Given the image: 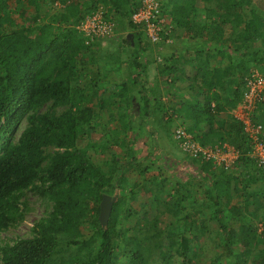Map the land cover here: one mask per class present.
<instances>
[{"label":"trees","instance_id":"1","mask_svg":"<svg viewBox=\"0 0 264 264\" xmlns=\"http://www.w3.org/2000/svg\"><path fill=\"white\" fill-rule=\"evenodd\" d=\"M42 1L0 0V233L22 216L26 191L49 204L29 235L0 243V264H191L197 255L194 242L199 243L203 224L213 220L222 233V251L211 264H222L224 258V264H264V170L247 156L249 140L242 123L230 113L219 118L222 109L232 111L240 102L244 77L252 69L264 74V8L256 7L254 0H159V17L168 18L165 27H170L164 39H175L170 44L150 42L131 21L139 0H55L60 10L41 15ZM98 6L105 8L104 18L115 24L116 34L124 35L110 38L116 48L103 57L101 39L86 43L75 27ZM29 9L41 17L40 23L10 27L6 16L14 12L29 20L34 18L26 16ZM158 18L151 20L157 24ZM180 38L198 40L196 46L178 50ZM190 50L194 60L185 57ZM211 51L224 62L207 65L200 55L212 58ZM124 52H129L128 59L121 58ZM99 59L127 65L125 78L108 93L95 79L90 86L74 83ZM153 63L162 83L172 89L185 77L183 66L196 69L188 99L171 103V110L159 98L160 89L146 80ZM97 69L106 79L113 71L110 78L116 79L113 65ZM179 110L188 113L191 124L176 114ZM133 112L139 113L135 119ZM104 113L109 115L105 123ZM263 113L264 91L252 114L264 126ZM109 123L115 126L108 128ZM136 124L139 130L150 124L154 130L163 128L150 131L158 150L159 140L173 139L172 128L182 126L202 146L226 143L238 156L224 169L181 151L185 159L180 158H189L196 167L185 172V178L165 176L158 172L164 163L149 160L153 148L137 156L133 143L141 136L133 132ZM99 126L107 137L93 139ZM82 135L88 137L84 145L79 144ZM96 149L109 150L110 159L96 161ZM134 168L151 185L146 192L159 214L172 221L174 211L183 212L176 232H165L161 219L151 220L146 210L139 215L132 205L137 190L125 192V187L126 173ZM201 186L203 198L195 204ZM103 194L117 197L106 226L98 219ZM234 196L239 199L231 205ZM206 209L208 218L203 215ZM193 214H200L199 227ZM131 217L133 226L126 223ZM165 233L171 236L169 244L164 243Z\"/></svg>","mask_w":264,"mask_h":264},{"label":"rangeland","instance_id":"2","mask_svg":"<svg viewBox=\"0 0 264 264\" xmlns=\"http://www.w3.org/2000/svg\"><path fill=\"white\" fill-rule=\"evenodd\" d=\"M254 4L259 9L264 8V0H254ZM60 8H61L60 5L56 4L55 0H45V1H42V3H41L40 14L42 15L46 11H50V12H52V14H56V12H58L60 10ZM26 16H29V18L30 17H34V18H30L29 20L25 19V18L21 19L17 13L11 12L10 16H6V19L9 20L10 27H12V28H15V26H17V25L34 24L35 21L38 23L41 22V21H37L38 19L41 20V17H37V16L33 15L31 9H29L26 12ZM50 16H51V13L45 19V22L49 21ZM120 36L122 38V36H124V35L121 34ZM183 40H185V39L180 38L177 42H182ZM116 45H117V43L111 41L110 38L101 40L99 54L103 57L104 53L114 51L116 48ZM177 48H180V46L178 45ZM190 55L192 56L193 54H190ZM203 55H206L205 57H206V60L208 62H210V63L212 62V64H215V61L213 59H211L210 57H207L208 55L206 53H204ZM128 56H129V52H124L121 58L125 60V59L129 58ZM219 58H220V56H219ZM220 59H221L220 63H222L224 58L222 57ZM102 64L107 65L108 68H110L111 65L114 66L116 73H117L116 74L117 76L115 75L116 79L110 78L113 71L108 73L107 76H109V78H107V79L105 78V76L103 75L104 72L99 71L97 69V68H100V66H102ZM152 66L149 67L150 75H153V70L155 69V67L154 66L152 67ZM125 69H127V65L125 64V61L123 62L122 65H120V61L119 62H111V60H106V59L100 60L99 59V60H96L95 64L86 67L84 73L80 77H77L74 80V83L79 84L81 86H90L91 80L95 79L98 83L97 84L98 88H105L107 90V93H108V91L111 92L113 90L112 89L113 84H116L117 81L125 78ZM131 72H133V71H131ZM192 76H193V74L190 73L189 78H191ZM129 78H131V77H129ZM151 79H152V76H151ZM107 93H105V95ZM176 96H177V99L178 98H180L181 100H183V99L187 100L188 99V96H184V95L181 96L180 93L176 94ZM138 97H139V95H137V98ZM161 97H162V94L159 96V98L161 99ZM116 98H118V97H116ZM152 103L154 104L155 102H152ZM152 103H151V106H153ZM262 117H263V119L262 118H260V119H262L264 121V113H263ZM106 121L107 120L105 117L102 120V122L105 123ZM145 121L149 122L150 120L146 119ZM24 125H25V122H22V126H24ZM114 126H115L114 123L108 124V128L109 127L111 128ZM157 128L160 129L162 132L164 131L163 128H160V127H157ZM154 129H155L154 126H152L151 124L144 126L142 129H140L141 131L139 130L137 124L134 126L133 132L136 133L135 135L141 136V138L135 139V141L133 143L137 156L140 157L139 154L148 153L147 150H149L150 148H153L155 155H151L149 160L154 159V160H159L160 162L164 163V167H162V169H160V171H158V172H162L163 175L169 176V177H173V175H177V176H180L183 178L185 175V172H187V171L191 172L193 167L191 165H189V163L183 164L181 161L175 162V160H178V159H169L164 154V150L162 149V147L159 150H158V148L155 149V144L152 141L153 137L150 135V133H151L150 131H158V129H156V130H154ZM20 131H21V128L14 133L15 136L18 137L20 134ZM105 133L106 132L103 130V128L99 126L96 128V134H95L96 136H94L93 139H98V138H100V136H105V138H106L107 136ZM158 133L159 132H157V136H158ZM118 135L123 136L122 133L118 134ZM127 137L130 140L133 139L132 134H129V136H127ZM166 139H167L166 141L159 140L161 145H163L164 147H167V149H168L167 151H170V153L172 155H175L176 158H178V157L180 158L181 156H183L181 158L185 159V156L182 155V152L179 149L175 140H173L171 137H168ZM87 141H88V137L86 135H82L80 138L79 144L84 145ZM115 149L117 151H119L118 152L119 155L123 156V152H122V150H120V148L117 147ZM167 151H165V152H167ZM94 158L98 162L105 161V160L108 161L110 159V151L109 150L96 149V150H94ZM187 159H189V158H187ZM144 164H146V161H144ZM126 176L128 178L126 180L128 185L125 187V192H129V190L131 188H134L137 190L136 197H135V199L132 200L131 203L134 206V208L136 209V211L138 212V214L143 215L144 210H146L148 212V215H149L151 220H154L155 218H159L162 220L161 225L163 227L164 226L166 227L165 232H167V230L170 232H173V233L176 232L178 229L177 228L178 227L177 220L183 219V215H184L183 212H181L179 210L174 211L173 215H174L175 221L174 220L170 221L171 220L170 216H168L166 214H163V215L159 214L158 206L156 205V202L154 201V199L151 195L147 194L146 189L147 188L152 189V187L150 184H148L146 181L143 180L144 175H141L139 173V171L136 168H134V169H129V171L126 173ZM169 179H172V178H169ZM158 180H159L158 183L160 184L161 180L160 179H158ZM138 182H140L139 186H135V184ZM257 187H259V185H257ZM202 188L203 187L201 186L200 189L198 190L197 194H195V195H197L196 196L197 200H196L195 204H199V201H201V199L203 198ZM230 190H232V185H230ZM230 193L233 194L232 192H230ZM114 195L116 196V194H114ZM238 199H239V197L234 196L233 198H231L230 204L232 205V204L237 203ZM260 199H263V197H260ZM21 201H22L21 203L23 204L22 216L20 218H17L16 225H13L10 228H8L6 231L0 233V243H2L3 241H6L8 239H15L16 237H24V236L29 235V230H30L33 222L35 220H37L38 218H40L41 216L45 215V211L49 207L48 202H46L44 199H42L38 193L33 192L31 190L25 192L24 196L21 198ZM21 207H22V205H21ZM194 207H196V205ZM193 215H194L193 219L197 222V225L199 227L198 220L200 219V214H193ZM203 215H205V218H208L209 217V210L208 209L204 210ZM126 223L129 224L130 226H133V224L135 223V217L129 218V220H127ZM232 225L235 227L236 223H232ZM202 228H204V229L201 230L202 235L199 239V243L194 242L195 243V252H197V255L192 258L191 264H211V260L222 251V248H221L222 233L219 230V226H218L217 221L213 220V221H210L207 223L205 222L203 224ZM260 228H261V226H260ZM139 233L140 232L137 230L134 231V234L140 235ZM163 237H164V243L169 244V240H170L171 236L168 233H165ZM175 257H176L175 258L176 261H181L180 257H178V256H175ZM225 260H226L225 258L222 259L221 263L224 264Z\"/></svg>","mask_w":264,"mask_h":264},{"label":"built area","instance_id":"3","mask_svg":"<svg viewBox=\"0 0 264 264\" xmlns=\"http://www.w3.org/2000/svg\"><path fill=\"white\" fill-rule=\"evenodd\" d=\"M104 13L105 8L98 6L95 12L85 15L75 26L86 38V43L95 39L111 38L116 34L115 24L105 20ZM160 14L159 0H139V6L131 15V21L142 27L140 29L146 33L150 42L170 43L171 37L164 39V35L170 32V27H165L169 20L160 18ZM156 18H158L157 24L151 20ZM263 91L264 74L257 69H252L244 77L241 100L232 113L234 118L244 126V132L249 140L247 156L252 158L262 170H264V126L260 120L253 118L252 114ZM211 106L214 107V103ZM172 133L181 151L193 158L201 157L206 161L211 160L215 166L229 169L238 156L237 150L226 143L202 146L182 126L174 127Z\"/></svg>","mask_w":264,"mask_h":264},{"label":"crops","instance_id":"4","mask_svg":"<svg viewBox=\"0 0 264 264\" xmlns=\"http://www.w3.org/2000/svg\"><path fill=\"white\" fill-rule=\"evenodd\" d=\"M87 2H89V0H86ZM80 3V4H79ZM77 4V6L78 5H80V7L82 6L81 5V2H77L76 3ZM118 35H120L119 33H117L116 34V36L118 37ZM197 40H198V38H196L195 40H188L189 41V43H188V41L185 39V40H183L182 42H177V44H176V47L179 45L180 46V48H178V50H180L183 46H186V45H191V46H196V42H197ZM174 41H175V39H173L172 40V42H170V44H172V43H174ZM165 46H167V45H165ZM174 46H175V44H174ZM174 46H172L173 48H174ZM168 47V46H167ZM166 47V48H167ZM167 49H169V47L167 48ZM178 50H176V51H178ZM212 52V51H211ZM190 54H193L192 56L190 55ZM212 54H214L213 56H212V58L211 59H213L214 61H215V64H212V62L210 63V62H208L207 60H206V55H200V58H203V60L206 62V64L207 65H213V66H216L217 64H219L220 63V58H219V55H217V53H216V51H214V52H212ZM185 57L186 58H190V59H193L194 60V53H193V50H190L189 52H185ZM190 55V56H189ZM227 57H225V65H227V59H226ZM210 59V60H211ZM223 62H224V59H223ZM154 66L155 67V69L153 70V75H150V70H149V68H148V71H147V73H148V77H147V82H148V84L149 85H154V86H157L158 87V89H160V92H161V94H162V100H164V103H165V105H166V108L167 109H172V105H177V104H181V102H182V100L180 99V98H178L177 99V96H176V94H178V93H180L181 94V96L182 95H184V96H188V88H189V82L191 81V80H193V79H195V75H196V69L192 66V65H185V66H183V69H184V79L183 80H180L177 84H176V86H175V88L174 89H172V88H170L169 86H165L164 85V83H162V77H160V76H158V74H157V68H156V64L155 63H153V64H151V65H149V67H151V66ZM152 66V67H153ZM192 73L193 74V76L191 77V78H189V75H190V73ZM151 76H152V79H151ZM168 88V90H170V91H167L166 89ZM169 101V102H168ZM171 103H172V105H171ZM135 105H137L136 106V108L137 109H139V104H135ZM170 109V110H171ZM234 110V109H233ZM233 110L232 111H228L227 109H222L221 111H220V113H219V118H225L226 117V115L228 114V113H230V114H232L233 113ZM169 113H171V111H169ZM177 115H183V116H185L186 118H187V123H192L191 122V119H189L187 116H188V113L187 112H185L184 110L182 111V110H179L177 113H176ZM106 115V116H105ZM133 119H135V118H137L138 116H139V113L137 112V113H134L133 112ZM106 117V119H108L109 118V115L108 114H105L104 113V118ZM150 118V117H149ZM161 139V138H160ZM167 139L166 138H164L163 139V141H166ZM162 149L164 150V154L169 158V159H178V158H175V155H172L171 153H170V151H167L168 149H167V147H164L163 145H162ZM165 151H167V152H165ZM180 159V158H179ZM175 160V162H179V161H181L183 164H186V163H189V165H191L192 167H196V162H193L192 160H190V159H187V157H186V160Z\"/></svg>","mask_w":264,"mask_h":264},{"label":"water","instance_id":"5","mask_svg":"<svg viewBox=\"0 0 264 264\" xmlns=\"http://www.w3.org/2000/svg\"><path fill=\"white\" fill-rule=\"evenodd\" d=\"M130 36L131 34H128V37ZM116 199L117 197L115 195L103 194L100 201V211L98 215L99 222L102 226L107 225L113 203L116 201Z\"/></svg>","mask_w":264,"mask_h":264},{"label":"clouds","instance_id":"6","mask_svg":"<svg viewBox=\"0 0 264 264\" xmlns=\"http://www.w3.org/2000/svg\"><path fill=\"white\" fill-rule=\"evenodd\" d=\"M58 4H59V3H58ZM111 38H112V37H111ZM108 39H109V38H108ZM101 40H102V39H101ZM103 40H104V39H103ZM237 105H238V104H237ZM234 109H235V108H234ZM232 115H233V114H232ZM173 128H174V127H173ZM173 128H172V129H173ZM173 139H174V138H173ZM190 158H193V157H190ZM230 168H231V167H230Z\"/></svg>","mask_w":264,"mask_h":264}]
</instances>
